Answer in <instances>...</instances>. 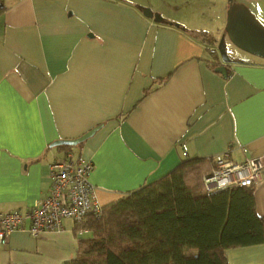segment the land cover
I'll return each mask as SVG.
<instances>
[{"label": "crops", "instance_id": "1", "mask_svg": "<svg viewBox=\"0 0 264 264\" xmlns=\"http://www.w3.org/2000/svg\"><path fill=\"white\" fill-rule=\"evenodd\" d=\"M0 1V211L23 212L46 196L50 164L69 155L91 160L88 179L105 205L183 159L264 154V56L220 57L193 20L203 0ZM95 127L70 149L53 145ZM254 201L264 216V177ZM61 224L39 236L15 230L0 264L72 259L78 231L71 219ZM225 255L228 264H264V243Z\"/></svg>", "mask_w": 264, "mask_h": 264}, {"label": "trees", "instance_id": "2", "mask_svg": "<svg viewBox=\"0 0 264 264\" xmlns=\"http://www.w3.org/2000/svg\"><path fill=\"white\" fill-rule=\"evenodd\" d=\"M208 63L213 69L221 64ZM70 141L53 145L70 149ZM213 159H183L159 179L102 205L100 215L75 223V232L86 231L64 264H228L227 248L264 243L254 186L204 188L202 177L211 171L205 163L213 167Z\"/></svg>", "mask_w": 264, "mask_h": 264}, {"label": "built area", "instance_id": "3", "mask_svg": "<svg viewBox=\"0 0 264 264\" xmlns=\"http://www.w3.org/2000/svg\"><path fill=\"white\" fill-rule=\"evenodd\" d=\"M210 52L215 50L210 49ZM70 156L50 164V189L46 196L23 212L17 209L0 211V245L7 243L12 232L24 227L33 236H39L44 231L61 228L65 218L80 223L89 214H101L102 204L97 199L95 186L88 179L93 167L91 160L74 161ZM213 160L211 171L202 177L207 191L239 185L255 186L264 177V154L237 162L224 152L215 155ZM77 231L81 236L86 229Z\"/></svg>", "mask_w": 264, "mask_h": 264}, {"label": "rangeland", "instance_id": "4", "mask_svg": "<svg viewBox=\"0 0 264 264\" xmlns=\"http://www.w3.org/2000/svg\"><path fill=\"white\" fill-rule=\"evenodd\" d=\"M204 6L193 2L194 21L203 26L208 43L227 59L248 55L239 45L242 40L264 48V0H203ZM195 9H202L196 12ZM204 9V10H203ZM220 44V45H219Z\"/></svg>", "mask_w": 264, "mask_h": 264}, {"label": "water", "instance_id": "5", "mask_svg": "<svg viewBox=\"0 0 264 264\" xmlns=\"http://www.w3.org/2000/svg\"><path fill=\"white\" fill-rule=\"evenodd\" d=\"M143 14L145 16L150 17L152 15L151 11L149 8H145L143 11ZM161 18V16L159 14H154V19L156 21H159ZM239 45L245 49H248L249 51L260 55V56H264V48H261L260 46L256 45L253 42L250 41H246V40H242L239 42ZM217 72H219L220 74H222L223 76H225L227 74L226 68L224 65H219L216 68ZM97 129V127L91 129L90 131H88L87 133L83 134L81 137H79L78 139L75 140H71L70 142L72 144H76L78 142H81L82 140H84L85 138H87L88 136H90L95 130Z\"/></svg>", "mask_w": 264, "mask_h": 264}]
</instances>
